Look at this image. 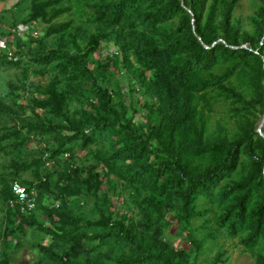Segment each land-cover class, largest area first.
Here are the masks:
<instances>
[{"label": "trees", "instance_id": "trees-1", "mask_svg": "<svg viewBox=\"0 0 264 264\" xmlns=\"http://www.w3.org/2000/svg\"><path fill=\"white\" fill-rule=\"evenodd\" d=\"M84 1L98 28L84 50L74 19L60 20L72 11L66 0H19L18 5L28 3L23 21L47 25L45 33L29 35L28 42L17 37V59L0 53V69L22 68L26 77L33 64L36 77L52 74L45 82H30L29 111L22 102L0 97V151L10 144L31 153L12 163L14 177L0 178L6 206L0 264H19L17 250L10 248L14 239H26L28 228L52 237L51 244L37 245L42 256L35 264H198L205 240L192 222L209 213L212 240L224 232L247 236L242 243L264 264V253L256 251L264 242L261 123L243 115L245 125L234 138L222 126L210 133L220 101L235 116L259 111L263 120L264 0L252 17L251 34L234 19L241 0ZM10 15L5 22L0 14V37L14 35L18 21ZM103 40L118 52L100 62L95 74L88 58ZM120 63L132 76L130 91L138 88L149 98L145 123L136 125L129 113ZM10 87L19 98L15 85ZM32 141L51 144L33 156ZM92 146V164L62 159ZM242 155L247 164L240 170ZM28 170L38 180L15 178ZM15 181L37 190L34 209L22 211ZM120 187L130 189V209L138 208L139 223L129 210L107 212L111 191L119 193ZM47 197L53 203L45 204ZM75 198L95 199L99 215L86 214L80 201L70 202ZM169 215L187 230L189 247L167 239ZM109 243L114 249L104 253ZM226 261L218 252L208 264Z\"/></svg>", "mask_w": 264, "mask_h": 264}, {"label": "rangeland", "instance_id": "rangeland-1", "mask_svg": "<svg viewBox=\"0 0 264 264\" xmlns=\"http://www.w3.org/2000/svg\"><path fill=\"white\" fill-rule=\"evenodd\" d=\"M19 0H0V14L2 19L5 22L10 20V12L14 13L17 17L18 25L15 30H13L14 35L0 37V53H6L17 50L16 39L21 38L28 42L29 35L33 36H42L45 33L47 25L44 24H27L23 21V17L26 14L25 8L27 2H23L18 5ZM260 0H241L238 7L234 12V19H236L242 26L243 30L248 33H253L255 30L254 25L252 24V17L256 14L258 7L260 5ZM66 4L72 7V11L69 14L64 15L60 20H68L69 18L74 19V24L80 30V38H78V46L84 50L86 43L88 42L91 35L98 31V28L95 24L90 23L89 18L92 15L91 8L87 6L86 1L84 0H66ZM7 29V28H6ZM246 45V44H245ZM118 52V47L108 41H101L99 48L94 54H91L89 59L90 68L95 70V74H98V65L100 62L105 61L108 57ZM35 65H30L29 75L24 76L22 68L18 67H3L0 69V97L7 96L12 103L14 100L16 102H22L26 107V111H29L27 108L28 98L32 94L30 92V82L36 78L41 81L43 78L41 76L36 77L34 72ZM114 68V67H113ZM118 77L122 80V89L126 98L127 105L130 106V114H133L134 122L136 125L140 123H145L148 120L147 108L144 103L148 101V97L141 94L136 88L135 92L130 91V84L128 77H132L130 73L124 70V64L120 63L118 68ZM51 73L47 74L46 79L51 77ZM134 82V80H131ZM10 84L15 85V92L20 96H12V91ZM92 97V96H91ZM136 107L135 110L133 108ZM230 105L224 101H220L216 106V112L210 125V133L215 135L219 132L220 126L225 128L227 137L229 139L234 138L240 128L245 125L242 124L243 115L250 117L257 123L262 122V113L259 111H252L251 113H242L240 116H235V113H232L230 110ZM41 111V110H40ZM260 125V124H258ZM51 142L47 141H32L30 143L31 151L33 156L40 155V152L48 146ZM95 146H92L88 150H77L75 154L67 153L62 159L63 161H71L77 164H92L94 163V156L92 150ZM45 154V153H44ZM43 154V155H44ZM31 153L29 148H24L23 151H19L14 148L13 145L7 144L2 151H0V178L2 176L14 177V168L12 163L14 161L22 162L26 159H30ZM243 162L240 166V170H243L242 165L247 164V159L245 155H242ZM48 168H52L48 166ZM237 176V175H236ZM18 180L28 179V180H38L32 171H21L15 177ZM106 191H109V186L105 187ZM111 191V190H110ZM80 201V205L84 207V212L91 216L97 217L99 215L97 201L95 199H71L70 202ZM45 204H51L52 199L47 197L44 200ZM56 205L58 202L55 203ZM131 206L130 199V189L120 187L119 193H112L111 191V204L106 209L109 210H119L130 211L135 218L137 223L140 222L141 215L138 211V208ZM79 209V208H77ZM6 206L3 201L0 199V227L4 223ZM44 218V217H43ZM208 218H213V214L209 213L205 217L194 220L192 222V229L197 237L204 239V250L197 258L198 264H208L211 259H213L218 252H224L225 258L227 259L226 263L223 264H257L255 254L248 250L246 246L242 243L247 236H239L236 238H231L223 234L216 235V239L212 240L210 233L211 227L215 226L213 221H208ZM167 220L170 222V225L167 227V239L173 242L176 245H183L189 247L187 240V230L184 227H181L175 223V219L172 215L167 217ZM52 243L51 235L45 233H38L32 228H28V235L23 241L14 239L11 244L10 251L15 252L16 250V260L19 264H35L37 260L42 256L39 252L37 245L45 244L49 245ZM90 246L93 245V242H89ZM114 249L112 243L106 244L104 246V253H108L110 250ZM16 249V250H15ZM256 251L264 253V242L256 247Z\"/></svg>", "mask_w": 264, "mask_h": 264}, {"label": "built area", "instance_id": "built-area-1", "mask_svg": "<svg viewBox=\"0 0 264 264\" xmlns=\"http://www.w3.org/2000/svg\"><path fill=\"white\" fill-rule=\"evenodd\" d=\"M8 57L10 59H17L15 53L12 51L8 52ZM47 156L48 153H46L44 157ZM51 165L52 162H47V166ZM12 190L16 196L17 201L21 204V209L23 212L32 210L36 207L38 192L35 188H29L21 182L15 181L12 184Z\"/></svg>", "mask_w": 264, "mask_h": 264}, {"label": "water", "instance_id": "water-1", "mask_svg": "<svg viewBox=\"0 0 264 264\" xmlns=\"http://www.w3.org/2000/svg\"><path fill=\"white\" fill-rule=\"evenodd\" d=\"M245 46H246V45L244 44L243 47H245ZM263 126H264V116H263V120H262V122H261L259 128L257 129V131H258V132L264 137V132H263V130H262Z\"/></svg>", "mask_w": 264, "mask_h": 264}]
</instances>
